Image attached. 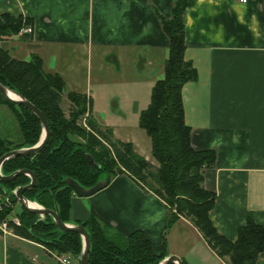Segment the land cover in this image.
<instances>
[{"label": "crops", "instance_id": "1", "mask_svg": "<svg viewBox=\"0 0 264 264\" xmlns=\"http://www.w3.org/2000/svg\"><path fill=\"white\" fill-rule=\"evenodd\" d=\"M174 1L0 0V14H21L32 25L29 39L16 35L0 41V46L20 60L38 54L46 71L60 74L65 92L85 94L90 114L119 139L106 109L95 106L93 114L88 80L85 89H67L63 68L77 60L89 63L95 47L100 60L117 70L123 56H130L139 74L144 72L147 78V97L142 103L134 97L129 105L138 117L149 103L154 82L163 77L168 56V38L155 12L170 17ZM184 26V57L197 72V78L182 87L184 120L195 149L216 150L215 165L204 171V187L215 194L209 216L219 233L235 240L248 212L264 226V0H194L185 10ZM114 105L113 112L121 116L120 101ZM0 138L9 144L20 140L17 121L4 103H0ZM92 212L123 235L143 231L153 253H161L165 203L127 174L116 175L89 196L72 194L70 222L85 221ZM176 236L183 246L176 247ZM166 251L187 264H226L184 217L166 233ZM0 264L60 263L54 251L10 232L0 235ZM256 264H264V249Z\"/></svg>", "mask_w": 264, "mask_h": 264}, {"label": "trees", "instance_id": "2", "mask_svg": "<svg viewBox=\"0 0 264 264\" xmlns=\"http://www.w3.org/2000/svg\"><path fill=\"white\" fill-rule=\"evenodd\" d=\"M193 4L194 0H175L170 17L155 12L168 38V56L163 64V77L154 82L149 103L139 112L138 126L150 139V153L156 164L137 153L132 142L115 138L110 127L101 125L90 114V99L85 94L65 92L60 74L46 71L38 54L32 53L27 61L20 60L0 46V82L37 106L49 126V138L40 151L9 158L0 167L3 175L21 168L35 174L34 186L23 193L26 199L55 210L61 220L67 222L74 191L65 177L90 187L101 173L108 175L109 182L124 173L141 189L155 194L165 203L167 217L159 255L153 253L141 230L123 235L94 212L87 220L76 221L89 234L90 264H158L167 255L166 233L180 217L197 228L209 248L226 264H256L264 249V226L254 220L251 212L237 228L235 240L219 233L209 216L215 194L204 187V171L215 165L216 150H198L192 146L181 92L186 82L197 78L194 66L184 57V14ZM26 23L31 20L21 14L1 13L0 41L18 35ZM29 37L30 34L20 35V39ZM64 93L71 102L68 113L61 106ZM0 103L9 108L20 131V140L13 144L0 138V156L11 149L36 144L42 131L38 117L1 94ZM87 109L86 125H82L79 119ZM87 153L95 164L88 161ZM29 181L25 174L0 181V195L9 196L11 202V206H7L0 201V221L10 219L17 202L12 190ZM17 216L20 224L13 226L15 234L36 241L50 251L68 253L78 259L82 248L78 233L60 231L49 215L41 217L23 207ZM181 260L187 264L186 260Z\"/></svg>", "mask_w": 264, "mask_h": 264}, {"label": "rangeland", "instance_id": "3", "mask_svg": "<svg viewBox=\"0 0 264 264\" xmlns=\"http://www.w3.org/2000/svg\"><path fill=\"white\" fill-rule=\"evenodd\" d=\"M105 50L115 51V49ZM131 51V49L125 50V52ZM62 63L63 61H61V65ZM63 71L67 81V89H81L79 88L80 86H83L85 89V82L88 80V94L92 95L91 98L94 103V107H92L93 114L95 115V106L106 109L108 111L106 113L107 117L112 120V124L115 126V135L119 139L134 141L138 151L140 153H147L149 158H151V162L156 164V161L150 155V139L145 131L138 126V117L131 112L129 106L134 97L140 103L147 97V78L144 72L143 74H139L131 57L124 55L120 62L119 70H117L113 64L100 60L98 50L95 47L91 51L89 63L78 62V60L72 61L68 67L63 68ZM111 101L113 102L112 104ZM115 101H120L121 110H123V113L121 112L120 114L122 117L113 112L117 109L116 105H114ZM70 105L71 102L64 93L61 106L66 113L70 110ZM88 114L87 109L79 119L80 124L84 125ZM75 138L79 139L78 137ZM21 209L22 207L20 205H16L15 208L13 205V210L9 218L17 216V213ZM11 233L15 232L11 230ZM180 240V236L179 238L178 236L175 237L174 244L177 245L176 247L183 246V243L179 242ZM44 248L46 247L44 246ZM70 264H79V262L73 258Z\"/></svg>", "mask_w": 264, "mask_h": 264}, {"label": "water", "instance_id": "4", "mask_svg": "<svg viewBox=\"0 0 264 264\" xmlns=\"http://www.w3.org/2000/svg\"><path fill=\"white\" fill-rule=\"evenodd\" d=\"M8 92H12L13 94H15L18 97V99L11 98L9 96ZM0 94L6 100L13 102L15 104H21V105L27 107L29 110H31L34 113V115H36L38 117V119L40 120L41 127H42L40 138L36 144L29 146V147L11 149V150L5 152L4 154H2L0 156V167H1V164L4 160H7V159L12 158V157H16V156L31 155V154H34V153L40 151L44 147V145L46 144V142L49 138V126H48V123H47L45 116L43 115V113L41 112V110L37 106H35L33 103H31L25 97L20 95L18 92L10 89L9 87L2 84L1 82H0ZM86 157L91 164H95V162H94V160L90 154L87 153ZM23 174L29 176L30 181L27 184L17 186L12 190V193L15 195L17 201L20 203V205L23 208L41 216V217L44 215H49L52 218L53 223L55 224L57 229H59L60 231H63V232L71 231V232L78 233L82 239V248H81V251L77 257L78 261L81 264H90L89 259H88L90 241H89V234H88L87 229L83 225L78 224L76 222H70V221L64 222V221H62L55 210L45 208L44 206L39 204L37 201L28 200L24 197V194H23L24 191L28 188L33 187L35 182H36V176L33 172H31L28 169L21 168V169H17L15 171L11 172L10 174L3 175L0 171V181L1 182L10 181V180L15 179L17 176L23 175ZM102 175H104V176L101 177ZM65 181L67 182L68 185H70L73 188L74 193H76L80 196H89V195L95 193L96 191H98L99 189L105 187L109 182V177L106 173H101L99 175L96 183L90 187H83L77 181H75L74 179L69 178V177H65ZM29 203H32L33 205H36L37 207H30ZM169 263L183 264L181 258L175 254H168V255L164 256L158 262V264H169Z\"/></svg>", "mask_w": 264, "mask_h": 264}, {"label": "built area", "instance_id": "5", "mask_svg": "<svg viewBox=\"0 0 264 264\" xmlns=\"http://www.w3.org/2000/svg\"><path fill=\"white\" fill-rule=\"evenodd\" d=\"M238 1L239 2H245L246 0H238ZM31 31H32L31 23H26L21 27L18 35L30 34ZM84 125H86L85 122H84ZM0 201H2L4 205L11 206L9 196H7V195H5V196L0 195ZM19 224H20V222H19V219L17 216H13L9 220H6V219L1 220L0 221V230L2 232L1 235H5L7 233H10L11 230H13V226L14 225L16 226ZM54 257L56 258V260L60 264H70V262H71V255L68 253H56V252H54Z\"/></svg>", "mask_w": 264, "mask_h": 264}, {"label": "bare ground", "instance_id": "6", "mask_svg": "<svg viewBox=\"0 0 264 264\" xmlns=\"http://www.w3.org/2000/svg\"><path fill=\"white\" fill-rule=\"evenodd\" d=\"M8 94L11 98L18 99V97L15 94H13L12 92H8ZM29 206L30 207H37L36 205H33L32 203H29Z\"/></svg>", "mask_w": 264, "mask_h": 264}]
</instances>
